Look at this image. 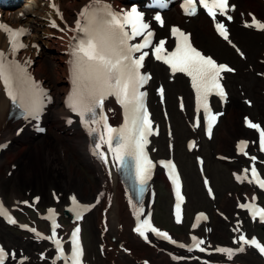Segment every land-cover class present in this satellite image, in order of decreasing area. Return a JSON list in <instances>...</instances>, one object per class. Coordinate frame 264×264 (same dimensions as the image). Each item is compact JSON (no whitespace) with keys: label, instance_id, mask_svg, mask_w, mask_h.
I'll use <instances>...</instances> for the list:
<instances>
[{"label":"bare ground","instance_id":"6f19581e","mask_svg":"<svg viewBox=\"0 0 264 264\" xmlns=\"http://www.w3.org/2000/svg\"><path fill=\"white\" fill-rule=\"evenodd\" d=\"M49 0H24V2H14L4 9H0V22H11L16 25H22L28 27L30 32L28 33L27 40L30 46L23 50L19 57L24 61H30L27 63L30 67H34L38 64L36 73L38 76L48 84L52 89V105L44 119L43 135L34 133L27 134L28 126L31 123L29 120H13L8 117L10 110V103L4 97L2 88L0 86V142L8 140L10 144L15 147L0 153V185L6 189L7 184L11 186V200L9 205H16L17 208H21L20 202L24 199L20 190L24 192L27 190H33V193L41 202L51 200L50 196L54 188L60 193V201L57 206L66 207L70 204V197L72 195H79L80 198H84L83 202L94 203L90 212L92 220L91 223V247L90 251L93 253V242H98L100 246H103L105 251L104 261L106 264H113L117 261L120 264L119 258L128 256V249L131 248V254L136 259H140L145 256V250L138 249L136 243L142 244L146 247V250L154 252L149 255L151 264H177L170 261L167 256L170 257V252H174L175 248L160 243L155 238H148V241L142 243L140 239L132 232V213L129 209V200L123 190L122 184L117 178V174L111 165L110 158L105 151L104 145H102L101 151H104L107 156V163H104L97 155L91 154L90 150L93 149L94 143L98 140H91L83 130L77 125L76 121L68 125L66 123V110L62 106L63 93L67 89V76H66V63H65V50L67 39L63 33H56V31L48 24V21H43V15L48 17L51 15V10L47 8ZM60 9L64 12L65 16L72 20L75 13L79 10L80 6L87 0H54ZM255 3L256 8L260 7L256 2L257 0H251ZM238 2V0H233ZM241 0L239 1V3ZM14 8V9H13ZM255 13L263 14L259 10ZM168 19V17H167ZM240 21V25L246 24V17H237ZM250 19H248L249 21ZM184 19L180 18L179 22L181 26H186L183 23ZM205 21V20H204ZM46 26V27H45ZM189 27V28H188ZM187 29H192L194 34L193 38L195 42L207 49H212L224 54L229 55L233 61L238 65V60L234 57L229 49H225L221 44L214 42L213 37L207 30V25L200 20L187 25ZM58 37L57 40L52 39L51 36ZM159 37L165 40L168 39V34L165 31L159 32ZM231 37L236 43H242L246 45L248 58L254 62L257 70H264V37L257 43L250 47L248 39H246L239 31L235 29L231 30ZM57 45V49L54 46ZM7 46V39L4 32L0 31V49H4ZM54 49L57 52H54ZM53 50V51H52ZM60 51V53L58 52ZM262 62V63H261ZM153 69L155 73L154 82L166 83L168 87H172L176 94H182L187 107L191 106V96L187 88V82L184 78L177 81H170L171 77L166 73V69L158 62H148L145 68ZM242 71V70H241ZM244 86L250 88V84L247 77L243 78ZM252 92L255 96L256 105H261L260 100H264V79H260L257 84H253ZM261 97V98H260ZM170 96L166 94L164 96V104L160 108L166 106L168 113L172 121L173 129L176 128L175 112L172 110L170 103ZM234 104L232 109H229V117L233 121V130L231 137L241 135L246 131V135L237 136L241 138V141L247 143L252 138L257 137L255 131L251 128H247L241 132L244 128L237 123V111H243V106L237 102H231ZM261 108L264 115V101ZM105 108L109 111L110 118L113 122L119 121V112L116 104L113 100L105 101ZM156 110V108H154ZM191 111L188 112V119L190 120ZM245 115V114H244ZM221 120V119H220ZM179 122V121H178ZM42 123V122H41ZM37 124H35L36 126ZM18 127H22L24 131L25 140L23 144L15 145L19 140V137L14 135L15 130ZM190 127L187 126V130L180 124V133L174 132L171 138L168 139L169 143L174 147L172 149L175 154L176 144H178V137L185 132H191ZM22 131V132H23ZM192 133V132H191ZM223 133L219 134V140L217 147L220 148L223 140ZM154 145L159 146L158 138L154 140ZM239 141L235 142V149L239 150ZM241 147V146H240ZM171 151V152H172ZM167 152L168 149H167ZM10 154L8 159L6 155ZM219 154V153H218ZM5 159V160H4ZM181 162L183 165V171L186 181L189 187L192 189L194 185V176L190 166H187V158L182 157ZM85 167L89 175L82 176L78 171L80 167ZM8 188V187H7ZM49 188V189H48ZM49 192V193H48ZM57 192L54 196H57ZM53 194V193H52ZM53 200V198H52ZM147 200V196H146ZM148 201V200H147ZM145 202V205L147 203ZM233 198H229L227 195L220 200V207L224 210L230 211L233 209ZM55 205V203H51ZM236 211V210H234ZM237 213H241L237 211ZM105 226H108V230L104 231ZM217 231V227H215ZM218 235L224 236L225 231H217ZM177 235V234H175ZM179 240L184 243H189V237L178 236ZM172 238V237H171ZM213 242H218V238L213 234ZM0 242L9 247L17 248V256L11 264L16 263V258L19 256H29L28 263L33 264H45L44 261L39 262L34 256V251L38 248L40 250L47 251L42 246L39 247L36 244L27 243L15 237H10L2 227H0ZM219 243V242H218ZM168 249L169 253H165L161 248ZM113 249V250H112ZM134 250V251H133ZM22 252L20 255L19 252ZM155 252L157 253L155 255ZM87 263L97 264L93 257L86 258ZM133 264V263H127ZM143 264H146L143 262ZM183 264V263H182Z\"/></svg>","mask_w":264,"mask_h":264},{"label":"snow or ice","instance_id":"6c2138e0","mask_svg":"<svg viewBox=\"0 0 264 264\" xmlns=\"http://www.w3.org/2000/svg\"><path fill=\"white\" fill-rule=\"evenodd\" d=\"M199 3L208 11L210 16L215 18L217 12L224 14L229 7L228 0H199ZM52 7H56L52 5ZM185 11L194 15L196 4L194 0H185ZM59 15V11L57 10ZM157 21L161 17H155ZM228 19H232L231 16ZM162 22V21H161ZM52 26L56 27L55 22ZM249 27L255 26L264 29V23L253 19ZM216 29L225 40H228V32L223 23L217 22ZM0 31L7 35L10 52L15 56L16 52L26 47L21 41V37L27 32L26 29H13L8 25L0 24ZM73 31L81 33V36L74 37L75 43L70 45V73L72 78L73 90L69 94L68 106L77 113L81 121L87 127L89 123L97 127H89V134L99 131V125H103V131L99 134V142L94 143L92 152L97 155L104 163H107V156L101 151L102 145H107V151L111 153L113 160L118 161L121 168L129 164L134 171V180L143 190L142 186L150 179L152 160L149 159L145 148L149 143L148 137L153 134V122L149 117L144 100L146 93L141 91V87L147 83L150 76L140 71L148 52L142 49L148 48L152 44L153 32L149 25L143 21V13L132 7L130 11L117 12L104 0H89V3L81 9L76 20V28ZM172 34L177 37V44L174 51L168 52L165 41L160 40L154 45L152 52L157 60H163L168 64L173 73H185L192 80V87L197 94L198 108H202L204 119L207 125V134L210 136L213 125L221 113H213L208 104V96L215 92L224 97L225 93L219 81L224 71H233L225 64H218L211 56H206L198 51L189 42L188 36L179 28L173 27ZM136 37H141L140 43H130ZM139 53V55H135ZM30 63V61L25 62ZM264 75V74H262ZM0 83L14 103L25 110L27 115L36 116L40 112L44 97H47L45 90L31 79L27 68L22 66L15 59L9 60L4 51H0ZM163 96V89H158ZM114 96L117 102L124 109V123L119 128L111 127L104 115L105 101ZM99 110V113L97 112ZM98 117V118H97ZM70 122V121H69ZM249 128L259 132L260 150L264 151V128L257 123L245 118ZM43 131V129H40ZM190 147L194 143H190ZM247 146L246 141L239 142V150ZM0 147H3L0 145ZM255 160L256 157H251ZM168 170L169 179L174 185L178 186L179 176L175 171V165L171 160L159 161ZM253 180L260 188H264V179H259L255 167L251 169ZM176 220L180 223V203L183 199L177 187ZM76 214V219H81L83 212L89 210L92 205H83L77 201L75 195L70 197ZM255 200V197H253ZM25 203H27L25 201ZM241 208H247L253 218H259L264 222V208L253 204H241ZM51 214L48 218L52 219L55 215L53 209L48 210ZM140 211V210H138ZM0 216L8 217V210L0 204ZM10 223H16L10 217ZM199 218H205L200 213ZM139 219V217H138ZM26 227V226H23ZM59 227L53 219L52 239L56 236V228ZM193 227H196L194 224ZM35 232V229H32ZM80 227L74 228L71 236V253L66 260L71 264H82L83 249L80 244ZM135 231L145 239L147 232L155 233L172 243H177L168 233L162 232L153 227L150 221L145 218L138 223ZM194 246L200 251H205L199 247L204 243L203 240L192 238ZM240 246L237 249L217 248L218 252L225 253L231 258L236 252H243L245 245L255 247L261 254H264V244L260 243L255 237L246 238L241 234L238 238ZM184 247V245H180ZM58 258L63 257V248L60 241L56 240ZM7 253L0 247V264H4Z\"/></svg>","mask_w":264,"mask_h":264},{"label":"rangeland","instance_id":"374dc122","mask_svg":"<svg viewBox=\"0 0 264 264\" xmlns=\"http://www.w3.org/2000/svg\"><path fill=\"white\" fill-rule=\"evenodd\" d=\"M258 1L262 2L263 0H258ZM115 2H118V1L115 0ZM244 3L248 4V2H246V1ZM245 4H243V5H245ZM244 13H245V15H247L245 10H244ZM199 18H202V19H198V20L203 22L204 18L202 16H199ZM54 52H55V50H54ZM35 67L37 70V68H38L37 64L35 65ZM252 79L254 81V78H252ZM235 90L237 93V88ZM231 93H232V97H233L234 93L233 92H231ZM238 95H239L238 101L244 107H246L243 100H242L243 97L240 98L241 94H238ZM247 95H248V98H250L253 101V105H252V107H246L247 109L243 108V110L246 111V114H250L253 117L258 118L259 120H261L264 123V115L262 114V111H261V110H263L261 108V106H263L262 103L264 100L259 99L261 105L257 106L255 103V96L252 92V89L249 93H247ZM173 104L175 107V103H173ZM236 114H238V112L235 113V115ZM224 118H225V123L223 124L222 121H220V125H219V127H216L215 131L217 132V129L218 130H221L222 128L225 129L226 141H225V144L220 149V153L224 154V155H229L232 153V147H233V141H231V138L229 137L230 129L232 127L233 122H229L227 120L226 115ZM238 120H239V123H241V114L240 113L238 115ZM183 125L186 127V123H183ZM163 136H164V133H162V135L160 137V141H163V138H164ZM184 138H185V136H183V137L180 136V138L178 139V145L176 146L177 154H175V159L179 162V165L183 171L184 167H183V165H181L182 164L181 159H182V157L187 158V166L191 167V170H192L193 176H194V185H193L192 189L189 187L188 183L186 182L187 201L185 202L184 223L181 226H175L172 224L171 210L169 207L171 199H170V195L168 193L167 186L164 184V181L160 175L155 179V182H154V186H155V189L157 191L156 202L154 204L155 221L160 226H163L167 229H170L173 233H176V234H179L181 232L185 233V231L187 230L188 223H189V220L191 218L193 211L198 210V209H204L210 214L211 222L209 223L208 227L205 230L202 229V231H207V229H208L209 232H211V234H210L211 237H212V234H214L215 237L219 238V242H227V239L230 236V231L232 229L231 221L233 218L229 217L230 221L227 222L226 220L221 218L216 213V209H217V207H220L219 206L220 200L224 197V195L227 191L234 192V194L237 191V185L231 179V171H230L231 166L229 163H225V162L221 161L220 159H217L215 156L216 150L214 149V146L216 143V135L214 136V138L211 141L202 140L199 153L204 156L205 169H206V172L209 175L210 179L212 180L213 188H214V191L216 194L214 200L207 198L206 193L202 187V184H201V181L199 178V174L196 170V166H195V162H194V158H193L194 154L193 153H187L183 148ZM18 142L21 144L23 143L22 140H19ZM162 143H163V146L159 147L158 151L161 152L162 155L166 156L167 155V152L165 149L166 143L164 141ZM15 145L17 146L20 144L16 143ZM13 148L14 147H10L9 149H13ZM10 157H11V155L7 154L5 159H8ZM184 170H185V168H184ZM263 171H264V169H263ZM78 172L82 176H85L87 174L91 177V174L89 173V171L85 167L81 166ZM184 178H185V176H184ZM7 187H6V189L3 190V188L0 185V192H1L0 194L2 197H4V202L8 204V202L10 201V198H11V191H10L11 186H10V184H7ZM54 191L57 192V190L55 188H54ZM20 192L22 194V197L26 198V199H29L34 194L33 190H27L25 192L23 190H20ZM57 193L60 194L59 192H57ZM50 196H51V194H50ZM77 199L78 200H84V198H80L79 195H77ZM51 202L52 201L50 199L46 200L44 202H38L37 206L39 205L40 208L43 209V207H45L47 204H50ZM60 208L61 207H59V209ZM19 213L27 221L35 218V212L30 211V210H26L25 208L22 209V211ZM90 218L92 220L91 215L87 216L83 222V234H84V239L86 241V247H87V252H88L87 256L93 257V255L95 254L96 260L99 262H102L103 256H101L98 252V243L95 242V244L93 246V249L95 248L94 253H92L90 251L91 236H92L91 223L89 222ZM64 221L67 222V220H64ZM0 227H2L3 230L5 231V233H7L10 237H15V238L20 239L22 241H25L27 243L31 242L30 238H28V236L26 234L20 233L19 231H17L14 228L5 227L1 223H0ZM215 227H217V231H219V230L225 231L224 236L218 235L217 231H215ZM245 229L249 231V234L257 233L262 239H264V230L262 229L261 226H258L257 224H252V225L245 226ZM139 248H140V246H139ZM39 251H40V249L35 250V255H34L35 257H37ZM149 253H152V252L145 250L144 255L147 256L146 258L151 260L148 256ZM127 258L128 259H126V258L121 259L122 264L131 263V260H133V257L131 255L128 256ZM129 259H131V260H129ZM236 259L243 262L244 264H257L260 262H262L261 264H263V261L261 259H259L254 254L253 251H250V250L247 251L245 254L237 256ZM133 262H134V264H139V261L137 259L133 260ZM182 262H183V264H198L196 262H191V263H185L186 261H182Z\"/></svg>","mask_w":264,"mask_h":264}]
</instances>
